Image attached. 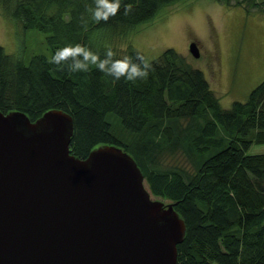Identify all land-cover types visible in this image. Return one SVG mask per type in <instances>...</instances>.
I'll return each mask as SVG.
<instances>
[{
	"label": "trees",
	"instance_id": "obj_1",
	"mask_svg": "<svg viewBox=\"0 0 264 264\" xmlns=\"http://www.w3.org/2000/svg\"><path fill=\"white\" fill-rule=\"evenodd\" d=\"M177 1L122 0L132 13L121 8L99 24L86 11L93 0H0V11L25 30L42 31L51 56L78 43L103 56L110 47L99 42L103 31L142 24ZM235 4L264 11V0ZM137 54L147 59L133 47L125 52ZM50 57L35 55L26 65L0 45L1 111L19 110L35 121L61 109L74 121L72 154L85 158L106 144L129 153L150 193L175 203L184 219L177 264H264V153H248L264 143V80L246 101L223 108L204 73L171 48L147 59L154 71L135 83L114 82L94 67L56 71Z\"/></svg>",
	"mask_w": 264,
	"mask_h": 264
},
{
	"label": "water",
	"instance_id": "obj_2",
	"mask_svg": "<svg viewBox=\"0 0 264 264\" xmlns=\"http://www.w3.org/2000/svg\"><path fill=\"white\" fill-rule=\"evenodd\" d=\"M73 133L61 109L0 110V264H177L175 203L152 198L119 146L72 154Z\"/></svg>",
	"mask_w": 264,
	"mask_h": 264
},
{
	"label": "rangeland",
	"instance_id": "obj_3",
	"mask_svg": "<svg viewBox=\"0 0 264 264\" xmlns=\"http://www.w3.org/2000/svg\"><path fill=\"white\" fill-rule=\"evenodd\" d=\"M247 8L235 0H179L142 24L103 31L99 42L122 52H116L120 56L133 47L148 60L174 49L204 73L220 105L230 108L235 101H246L264 80V11ZM192 42L200 51L197 58L189 49ZM0 45L26 65L35 55L51 56L42 31L25 30L1 11ZM248 153H264V143H253Z\"/></svg>",
	"mask_w": 264,
	"mask_h": 264
},
{
	"label": "clouds",
	"instance_id": "obj_4",
	"mask_svg": "<svg viewBox=\"0 0 264 264\" xmlns=\"http://www.w3.org/2000/svg\"><path fill=\"white\" fill-rule=\"evenodd\" d=\"M93 6H87L86 11L91 14V20L96 24L107 23L115 17L123 8V14L128 16L133 11L130 3L122 4V0H93ZM81 25L85 31L88 29V21L82 19ZM117 53L112 48H107L103 56L99 52H93L89 47L82 44L69 45L56 49L48 63L54 66L56 71L68 73H87L95 68L105 77L114 82L124 79L126 82L146 81L154 71L152 64L141 55L135 57L123 55L116 58Z\"/></svg>",
	"mask_w": 264,
	"mask_h": 264
}]
</instances>
